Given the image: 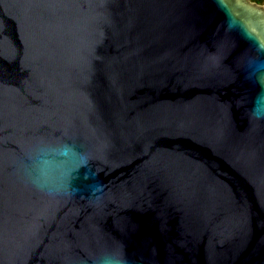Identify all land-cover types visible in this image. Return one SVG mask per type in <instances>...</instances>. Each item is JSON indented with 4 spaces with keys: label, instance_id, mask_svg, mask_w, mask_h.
<instances>
[{
    "label": "water",
    "instance_id": "water-1",
    "mask_svg": "<svg viewBox=\"0 0 264 264\" xmlns=\"http://www.w3.org/2000/svg\"><path fill=\"white\" fill-rule=\"evenodd\" d=\"M254 63L252 0H0V264H264Z\"/></svg>",
    "mask_w": 264,
    "mask_h": 264
},
{
    "label": "clouds",
    "instance_id": "clouds-1",
    "mask_svg": "<svg viewBox=\"0 0 264 264\" xmlns=\"http://www.w3.org/2000/svg\"><path fill=\"white\" fill-rule=\"evenodd\" d=\"M257 64L254 63L250 66V73L252 76L256 78L258 85L261 88H264V76L259 75L256 71ZM252 117L257 120H264V109L260 107H255L252 110ZM50 195L57 194L55 190L49 189L48 190ZM82 264H87L86 261L82 262ZM101 264H129L126 255L124 254L121 248L112 249L108 252L102 259Z\"/></svg>",
    "mask_w": 264,
    "mask_h": 264
},
{
    "label": "trees",
    "instance_id": "trees-1",
    "mask_svg": "<svg viewBox=\"0 0 264 264\" xmlns=\"http://www.w3.org/2000/svg\"><path fill=\"white\" fill-rule=\"evenodd\" d=\"M252 1H255V2H258L260 4H263L264 5V0H252Z\"/></svg>",
    "mask_w": 264,
    "mask_h": 264
}]
</instances>
